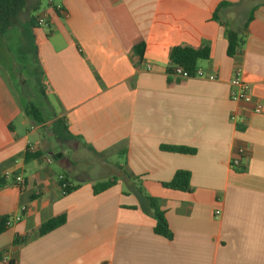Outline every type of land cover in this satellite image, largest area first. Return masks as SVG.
I'll return each instance as SVG.
<instances>
[{
  "label": "crops",
  "instance_id": "0c3cea01",
  "mask_svg": "<svg viewBox=\"0 0 264 264\" xmlns=\"http://www.w3.org/2000/svg\"><path fill=\"white\" fill-rule=\"evenodd\" d=\"M28 3L16 19L57 112L37 125L26 117L24 81L4 38L13 25L0 36V179L11 174L0 188V219L26 210L0 234V264H264V0H56L36 17ZM221 3L229 5L219 21L230 29L244 16L240 52L231 58L224 26L212 20ZM175 46L207 47L198 68L216 80L168 78ZM236 68L262 113L231 101ZM238 147L246 153L235 170ZM26 150L41 156L25 161ZM179 170L190 173L189 192L161 186ZM111 177L114 186L93 193ZM62 181L77 188L65 193ZM136 188L159 200L170 240L153 232ZM62 214L64 225L37 235Z\"/></svg>",
  "mask_w": 264,
  "mask_h": 264
},
{
  "label": "trees",
  "instance_id": "16d2710c",
  "mask_svg": "<svg viewBox=\"0 0 264 264\" xmlns=\"http://www.w3.org/2000/svg\"><path fill=\"white\" fill-rule=\"evenodd\" d=\"M56 1V0H50ZM228 3H221L216 8L214 14L212 15V20L219 21L218 12L224 6H228ZM25 0H0V36L9 28L14 25L15 19L18 14L24 9ZM248 21V20H247ZM31 23L34 26L35 19H31ZM222 26L225 28V39L227 42V49L226 54L228 57H234L239 54L240 48L242 45V40L238 36L237 32L230 29L227 24H223L220 22ZM247 22L244 24L243 29L245 30L247 27ZM34 43H35V54L38 57V41L36 36L34 35ZM134 52L136 56L141 59L144 53V44L140 43L134 46ZM39 57L37 58V60ZM209 59V49L207 47H201L198 49H193L186 46H175L169 52V66L166 69V74L168 78L172 76V71L179 67L189 75H193L198 68V63L200 61H205ZM39 61V60H38ZM40 64V63H39ZM48 85L44 84L41 80L42 86V93L44 95L43 87ZM24 113L26 117L33 123L34 125L42 124L44 122V117L41 114L40 110L37 109L34 105L27 103L24 106ZM160 151L173 153V154H182V155H194L195 150L187 147L182 146H160ZM41 156L40 153H33L31 154L28 150L24 153V160L29 161L32 159L39 158ZM125 176L129 180H133L132 174L125 171ZM116 177L108 178L104 182L97 183L93 186V193L99 194L112 186H114L117 182ZM6 182L4 179H0V188L5 186ZM137 185V184H136ZM61 186L63 187L65 193H70L75 187H69L66 181L61 182ZM161 186L165 189L181 191V192H189L191 190L190 187V173L188 171L179 170L176 171L173 178L170 182L162 183ZM136 191L143 196L144 200L146 201L148 210L146 211L148 215L152 216L155 220V226L153 232L161 236L167 240L172 238V234L169 231L168 224L164 217L163 212L159 208V200L156 198H152L148 195H144L140 188H136ZM6 218L0 219V234L6 229L5 227ZM66 221L65 215H59L51 220L43 223L37 231L38 236H43L51 231L61 227L64 225ZM21 242H25V240H21ZM20 244V241L15 239L14 245ZM8 264H14L9 262Z\"/></svg>",
  "mask_w": 264,
  "mask_h": 264
},
{
  "label": "rangeland",
  "instance_id": "374dc122",
  "mask_svg": "<svg viewBox=\"0 0 264 264\" xmlns=\"http://www.w3.org/2000/svg\"><path fill=\"white\" fill-rule=\"evenodd\" d=\"M28 1V6L33 7V9L28 12L35 17L41 14L47 4V0ZM243 5V7H245V4ZM243 17V11L241 10L239 15L235 18L236 22L231 25L232 30L237 33L240 32L241 20ZM21 22L22 21L15 19L14 26L4 36L11 58L21 71V81H24V85L20 84L18 87L19 90L22 91V96L26 102L39 109L45 120L52 119L53 114L57 112V106L53 103L51 98H46L42 93L41 72L36 63L34 54L31 52L30 35L26 33L24 21L23 23ZM17 81L19 82V80ZM83 163L85 165H81L90 168L85 162ZM90 169L94 170L93 167Z\"/></svg>",
  "mask_w": 264,
  "mask_h": 264
},
{
  "label": "built area",
  "instance_id": "2783aa9c",
  "mask_svg": "<svg viewBox=\"0 0 264 264\" xmlns=\"http://www.w3.org/2000/svg\"><path fill=\"white\" fill-rule=\"evenodd\" d=\"M50 4L53 2L50 0H47ZM55 11L60 12L61 8L59 6L54 7ZM37 24L38 25H45V21L42 18L37 19ZM171 77H178L182 79H190V78H205L208 81H215L216 76L214 75H209L205 76L203 72L200 70V68H197L195 73L193 75H189L187 72L182 70L179 67H176L172 71V76ZM230 86L232 88V91L230 93V99L231 101L235 103H242L246 105L251 106V112L254 114H260L262 113L263 106L259 102H255L253 97L250 94V88L249 85L242 79V73L239 68H236L234 70L233 77L230 82ZM232 121H235V116H232L230 118ZM246 153V149L243 147H238L233 153V156L230 160V167L232 169L238 170L240 168V163L241 160ZM44 161L47 164L52 163V157L51 156H46ZM11 177V174L9 173H4L3 178L8 179ZM14 184L18 190V192H23L25 190V180L20 176L17 175L14 177ZM26 208L24 206H20L19 211L20 214H17L15 216H10L6 218L5 221V227L9 228L13 223L19 222L22 218V213H24ZM220 215V212L218 210L214 211V216L218 217ZM7 261V257L4 258V262Z\"/></svg>",
  "mask_w": 264,
  "mask_h": 264
}]
</instances>
